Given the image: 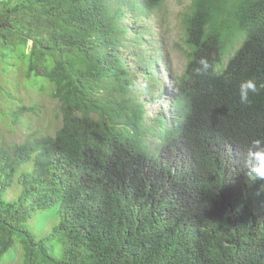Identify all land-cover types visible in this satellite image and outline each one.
Listing matches in <instances>:
<instances>
[{
	"label": "trees",
	"instance_id": "16d2710c",
	"mask_svg": "<svg viewBox=\"0 0 264 264\" xmlns=\"http://www.w3.org/2000/svg\"><path fill=\"white\" fill-rule=\"evenodd\" d=\"M165 3L0 0V70L51 82L62 118L54 135L0 137V264L17 243L18 264H264V180L243 174L264 87L238 97L242 79L264 86V0H192L168 80ZM167 92L185 124L148 110ZM54 206L60 257L27 229Z\"/></svg>",
	"mask_w": 264,
	"mask_h": 264
},
{
	"label": "rangeland",
	"instance_id": "374dc122",
	"mask_svg": "<svg viewBox=\"0 0 264 264\" xmlns=\"http://www.w3.org/2000/svg\"><path fill=\"white\" fill-rule=\"evenodd\" d=\"M192 0H166L162 13L163 26L159 35L165 40L164 60L168 63L170 73L181 75L186 57L183 53V44L180 38L181 14L191 4ZM150 28L154 27V21L147 22ZM28 45L27 52L31 47ZM182 47V49H181ZM25 64L21 62L19 66L2 72L0 62V137L10 143H21L28 135H54L62 124L59 112V101L52 98L51 93L54 85L45 78H26ZM170 78V74L167 75ZM144 83L143 81H140ZM169 84V83H167ZM157 104L150 105L148 110L154 115L158 108ZM164 109H169V102L164 103ZM22 109H26L22 111ZM152 120V118H149ZM32 164L24 165L18 175ZM18 175L12 187L5 193L6 201H14L18 198L21 187L17 182ZM58 207L54 206L47 210H37L33 212L27 222V229L37 241L45 243L53 250L55 256L60 257L61 246L53 240H46L52 227L58 222ZM17 243L2 260L1 264H18L21 260V251ZM15 251V254L13 252ZM13 254V255H12Z\"/></svg>",
	"mask_w": 264,
	"mask_h": 264
},
{
	"label": "clouds",
	"instance_id": "9594fccd",
	"mask_svg": "<svg viewBox=\"0 0 264 264\" xmlns=\"http://www.w3.org/2000/svg\"><path fill=\"white\" fill-rule=\"evenodd\" d=\"M202 69L200 70H207L208 64L207 61L202 59L200 61ZM170 74V78L172 73L168 72L167 75ZM169 78V79H170ZM165 80H168L167 78ZM169 83V84H167ZM172 85L170 82L166 81V88L171 89ZM264 86L258 85V82L255 77H249L242 79L238 85V97L239 102L241 105L247 106L251 104V97L254 95L259 94L261 88ZM172 92H167L166 96H164L161 102L157 104V112L154 115H161L167 121H172V119L179 120L181 124H185L186 120L188 119V114L186 110V106H179L175 112L171 111V100L173 99ZM169 102V109H164V103ZM153 113V112H151ZM152 116H149V118ZM150 120V119H149ZM244 172L247 181L251 184L258 180H264V137L253 138L249 142L248 150L246 157L243 163Z\"/></svg>",
	"mask_w": 264,
	"mask_h": 264
}]
</instances>
